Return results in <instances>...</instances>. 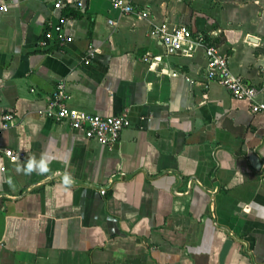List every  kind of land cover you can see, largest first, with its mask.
I'll return each mask as SVG.
<instances>
[{"label":"crops","instance_id":"crops-1","mask_svg":"<svg viewBox=\"0 0 264 264\" xmlns=\"http://www.w3.org/2000/svg\"><path fill=\"white\" fill-rule=\"evenodd\" d=\"M125 1L154 23L219 36L228 69L262 84L264 0ZM1 2L0 150L19 156L0 157V264H264V110L206 80L200 47L165 48L151 22L111 0H82L75 14L52 0ZM55 22L71 41L39 50ZM60 80L71 108L126 111L113 144L43 114ZM33 156L51 161L47 173L17 171ZM54 172L95 186L42 181Z\"/></svg>","mask_w":264,"mask_h":264},{"label":"built area","instance_id":"built-area-1","mask_svg":"<svg viewBox=\"0 0 264 264\" xmlns=\"http://www.w3.org/2000/svg\"><path fill=\"white\" fill-rule=\"evenodd\" d=\"M52 6L53 8L81 11L83 2L82 0H52ZM111 7L120 13L132 14L135 18L151 22L150 34L171 51L190 54L195 48L200 47L205 60L203 74L206 80L221 84L232 98L247 100L252 112L264 110V102L255 100L257 93L264 89V78L260 86L244 84L239 75L233 74L228 69L226 56L215 46L205 41V33L192 32L184 24L174 25L167 21L154 23L147 9L125 0H111ZM4 11H6V4L1 2L0 13ZM108 22L115 23L112 20ZM48 27L36 41L35 46L39 50L47 49L52 44H56V47L60 48L64 43L71 41V37L63 32L58 22L49 24ZM92 55L93 48L89 46L85 60L91 59ZM67 97L64 82L60 80L55 85L43 114L55 121L65 123L70 129L79 131L83 137L93 140L98 145L110 146L117 140L120 131L129 125L125 110L109 115L89 113L67 106ZM9 119L8 113L0 116V131L7 127ZM18 156L19 154H15L11 149L0 150V157L17 158ZM2 169L3 166H0V170ZM99 192L102 194L104 191L100 189Z\"/></svg>","mask_w":264,"mask_h":264},{"label":"clouds","instance_id":"clouds-1","mask_svg":"<svg viewBox=\"0 0 264 264\" xmlns=\"http://www.w3.org/2000/svg\"><path fill=\"white\" fill-rule=\"evenodd\" d=\"M51 161H48L44 159L42 156L39 163L36 162V157L33 156L30 158L29 162H27L24 165H19L17 166V171L18 172H23L25 175H29L32 172L36 171L39 174H45L49 171V164ZM9 183H11L9 181ZM62 183L65 187H71L73 184V179L70 175L66 174L62 178Z\"/></svg>","mask_w":264,"mask_h":264},{"label":"water","instance_id":"water-1","mask_svg":"<svg viewBox=\"0 0 264 264\" xmlns=\"http://www.w3.org/2000/svg\"><path fill=\"white\" fill-rule=\"evenodd\" d=\"M250 40H252L253 42H256V39H254V38H249ZM261 44V43H260ZM263 45V44H262ZM177 52V51H176ZM175 174V173H174ZM63 174H61V173H59V172H54V173H51V174H49L46 178H44L42 181H45V180H47V179H50V178H53V177H57V178H60L61 180H62V178H63ZM175 176H176V178H177V180H178V182H177V185L179 184V183H181V177H180V175H178V174H175ZM124 177V175H116V176H113L111 179H110V181H109V183L111 182V181H113V180H116V179H119V178H123ZM188 181H190V179H188ZM72 185H86V186H95V185H93V184H91V183H89V182H82V181H79V180H73V184ZM177 185L175 186V187H173V190H175L176 189V187H177ZM30 188V187H29ZM29 188H26L24 191H27ZM101 189V188H100Z\"/></svg>","mask_w":264,"mask_h":264},{"label":"trees","instance_id":"trees-1","mask_svg":"<svg viewBox=\"0 0 264 264\" xmlns=\"http://www.w3.org/2000/svg\"><path fill=\"white\" fill-rule=\"evenodd\" d=\"M69 13L70 14H75V12L73 10H69ZM204 38H205V41L208 42V44H212L213 46H215L218 50H219V46L220 44L223 42L222 38H220L219 36L217 37H211V36H208V35H204ZM220 51V50H219ZM221 52V51H220ZM222 53V52H221ZM223 54V53H222Z\"/></svg>","mask_w":264,"mask_h":264}]
</instances>
